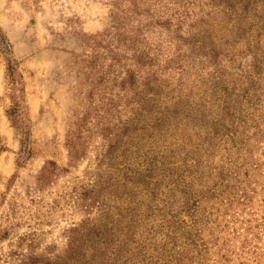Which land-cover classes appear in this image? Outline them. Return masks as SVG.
Returning <instances> with one entry per match:
<instances>
[{"label":"rangeland","instance_id":"obj_1","mask_svg":"<svg viewBox=\"0 0 264 264\" xmlns=\"http://www.w3.org/2000/svg\"><path fill=\"white\" fill-rule=\"evenodd\" d=\"M118 1L0 0V28L10 46L4 54L0 45V142L4 146L0 150V264H22L30 255L49 261L63 257L70 228L84 221L100 228L104 211L115 219L122 244L126 233H132L131 247L137 251L152 237L156 250L161 246L163 232L169 230L165 220L161 225L163 210L165 219L184 220L177 232H191L192 212L183 207V192L177 191L176 199L166 205L161 199L176 178H188L186 167H193L194 157L201 158L203 171L238 159L226 130L217 137L213 154L205 152L210 149L205 141L211 129L208 124L221 116L219 84L233 89L230 98L239 110L264 111V76L255 88L246 78L253 76L254 62L264 68V0H200L203 9L193 6L197 9L193 27L185 23L170 32L180 37L172 39L164 29L155 30L163 45L157 79H153L156 103L149 100L151 110L142 112L130 131L118 137L116 157H103L117 136L116 129H109L112 112L103 108L119 87L112 80L103 85L104 103L89 92L99 64L108 63L113 39L107 33L113 31L111 10ZM194 34L198 41L191 40ZM7 57L17 61L25 81L28 156L21 152V131L7 115L11 105ZM204 103L207 108H200ZM162 112L168 117L163 118ZM252 157L264 162V141L258 142ZM126 165L132 172L125 170ZM99 174L111 175L112 185L99 193L105 205L84 197L98 188ZM194 179L190 202L207 186L200 175ZM119 182L127 188L115 186ZM162 249L172 251L174 245ZM82 250L90 260L92 246ZM148 252L155 254L152 249ZM128 257L130 252L125 250L117 264H130ZM63 264L86 263L72 257Z\"/></svg>","mask_w":264,"mask_h":264},{"label":"trees","instance_id":"obj_2","mask_svg":"<svg viewBox=\"0 0 264 264\" xmlns=\"http://www.w3.org/2000/svg\"><path fill=\"white\" fill-rule=\"evenodd\" d=\"M193 6L203 9L200 0H119L111 10L113 31L107 33V36L113 39V43L107 52L108 63L99 64L94 85L89 92L90 97L97 94L100 102L104 103L106 91L103 85L112 80L114 85L119 87V92L114 98L109 96L103 108L107 112H112L113 126L109 129H116L114 136L117 135L115 143L109 144L103 157L114 159L118 137L130 131L131 124L140 119L142 112L151 110L149 100L153 103L157 93L153 79H157L159 56L163 53L162 41L154 36L155 30L164 29L172 39L180 37L177 32L175 36L170 35V32L174 33L185 23L193 27L195 24L193 18L197 15V9ZM239 14L240 12L237 16ZM189 20L192 22L188 23ZM237 34L239 36V32ZM194 35L191 40L198 41L197 34ZM195 44L199 46L200 43ZM0 45L2 52L8 53L10 46L1 28ZM6 60V75L11 85V105L7 115L13 126L21 131L24 144L21 152L28 156L30 148L29 123L26 121L27 106L24 101L25 81L18 69L17 61L11 57H7ZM252 68L253 76L248 75L246 78L248 85L255 88L261 85L260 79L264 76L262 75L264 68L258 61L252 64ZM231 84L234 86L235 82L232 81ZM218 90L222 91L223 99L222 105L219 106L222 109L221 116L214 123L208 124V129H211L205 141L210 149L204 151L206 155L213 154L218 142L217 137H221L223 130H226L233 141L232 146L239 156L238 159L229 160V165L225 166L209 165L206 172L201 170V158L194 157L193 167H186L188 178H184L185 180L176 178L172 188L162 199L160 198L166 205L170 200L176 199L177 191L183 192L185 197L183 207L192 212L189 224L191 232L188 230L177 232L184 220L178 217L165 219L163 210L159 214L161 225L165 220L166 228L169 230L163 232L161 246L156 250L157 246L155 242L153 243L152 237L148 243L140 244L141 248L137 251L131 247L132 243H135L134 238H131L132 233H126V241L122 244L115 231L117 226V223H114L115 219L104 211L102 227L96 229L95 226H90L88 221H84L70 228L68 248L63 257L49 261L30 255L22 264H63L72 257L86 264H117L125 250L130 252L128 257L130 264H264V179H257L258 176H264V162L252 157L258 142L264 141V111L258 108L251 113L239 110L237 104L230 98L233 89L221 82ZM150 93L152 96H149ZM202 107L206 109L207 104H201L200 108ZM162 113L163 118L168 117L166 113ZM251 128L254 130L249 134ZM3 148L0 142V150ZM123 157L126 156L123 154ZM126 166L125 170L132 172V168ZM99 175L98 188L88 191L84 197L89 195L93 204L102 202L105 205L106 199L99 193L112 185L111 175ZM126 175L128 176L127 172L125 173L127 178ZM198 175L200 180L205 179L207 186L205 190L202 189L195 194L193 201L190 202L191 190L195 183L193 178ZM115 186L123 190L127 188L123 182H119V185L115 183ZM114 191V188L110 189V192ZM100 198L101 200H98ZM126 223L128 224L129 220ZM153 234L154 232L148 233ZM169 243L174 245L172 251L162 249ZM85 245L92 246L93 254L90 260L82 250ZM149 249L155 250V254L148 252Z\"/></svg>","mask_w":264,"mask_h":264}]
</instances>
